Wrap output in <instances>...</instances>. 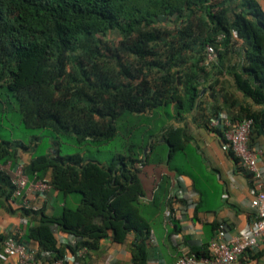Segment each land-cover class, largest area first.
Segmentation results:
<instances>
[{"label":"trees","instance_id":"obj_1","mask_svg":"<svg viewBox=\"0 0 264 264\" xmlns=\"http://www.w3.org/2000/svg\"><path fill=\"white\" fill-rule=\"evenodd\" d=\"M259 1L0 0V87L15 102L24 131H46L52 143L40 151L42 136L31 137L36 149L23 171L38 180L50 171V187L74 201L65 202L56 215L43 208L14 209L9 174L0 172V208L18 211L33 223L20 241L36 242L53 259L69 253L79 260L78 250L95 252L102 240L123 243L132 233V262L146 264L154 221L171 202L170 181L163 176L145 203L141 170L153 150L161 154L159 160L164 154L171 158L188 141L186 130L170 122L199 107L203 92L218 89L224 106L205 117V128L209 117L224 112L235 123L251 120L254 134L264 133V110L243 105L223 87L228 78L243 100L264 108V11ZM168 17L181 19L177 29L160 26ZM112 32L119 36L114 48L103 41ZM207 47L214 61H207ZM103 50L112 55L113 66ZM132 126L143 127L142 144H128L126 153L106 163L81 152L60 154L63 143L100 148L119 134L127 138ZM209 130L224 143L219 129ZM154 135L159 137L153 141ZM27 148L18 141L0 142L11 162L17 161V149ZM227 154L238 162L230 150ZM170 223L177 232L176 220ZM52 226L73 236L74 243L58 247ZM5 238L0 234V254Z\"/></svg>","mask_w":264,"mask_h":264},{"label":"crops","instance_id":"obj_2","mask_svg":"<svg viewBox=\"0 0 264 264\" xmlns=\"http://www.w3.org/2000/svg\"><path fill=\"white\" fill-rule=\"evenodd\" d=\"M259 3L264 11V0H260ZM229 92L243 105L251 106L256 111L264 110L262 106L243 100L232 86ZM222 94L218 89L214 92L209 90L203 92L201 100L207 112H213L217 107L223 108ZM200 110L199 106L191 114L185 115L181 121L170 122V125L186 130L188 141L185 148L174 153L171 158L164 154L166 158L164 163L153 165L150 162L142 171L141 180L146 190V197L143 198L145 203L151 199L163 176L168 177L170 181L168 199L172 195H177L176 190L181 191L177 195V201L173 202L170 199V205L166 206L154 221L147 247L146 264H171L185 252L196 253L197 256L207 253L208 243L218 223L226 224L228 236L246 233L253 226L255 211L251 208L250 202L254 194L264 192V133L253 132L250 137L249 144L259 152L258 167L263 172L262 179L253 180L250 173L228 156L221 138L205 128V117ZM1 141L8 140L0 138ZM10 141H18L28 146L25 151L21 149L16 151L17 161L24 165L28 164L36 149L37 140L32 139L31 142L29 140L28 143L19 139ZM155 153L156 150L151 152V158H157ZM5 159L7 154L0 151V163ZM50 175L51 172L48 171L44 180L49 181ZM25 195L39 208H43L47 215L58 214L65 202L74 204L73 198L68 197L66 200L60 198L52 187L42 195H35L32 191H25ZM186 199H191L194 204L187 205ZM16 201L17 205L20 200ZM16 205L12 207L16 209ZM171 218L176 220L178 227V231L174 233ZM30 225H33L31 220L21 217L18 211L9 214L4 208H0V234H14L21 238ZM51 231L58 247L75 241L73 236L60 232L56 226H52ZM133 239L132 233L127 235L123 243H115L109 237L100 242L97 251L87 253L84 258L76 260L68 253L64 260L66 264H134L130 251ZM26 244L29 248L39 251L36 242L30 240ZM0 264H16V260L1 253ZM241 264H264V241L259 243L255 250L247 251Z\"/></svg>","mask_w":264,"mask_h":264},{"label":"built area","instance_id":"obj_3","mask_svg":"<svg viewBox=\"0 0 264 264\" xmlns=\"http://www.w3.org/2000/svg\"><path fill=\"white\" fill-rule=\"evenodd\" d=\"M214 59L213 49L207 47V61H214ZM206 124L209 129L221 131L226 149L232 152L233 157L243 169L252 175L253 180L262 179L263 172L258 167L259 152L249 144L253 133L251 120L245 119L235 123L227 113L222 112L209 117ZM23 166L24 164L21 162L8 161L5 164H0V172L9 174L13 187L12 198L15 201L20 200L17 205L13 203V206L36 211L40 209L39 206L29 200L25 191L42 195L49 190L50 185L46 180L29 179L23 171ZM136 167L142 169V164L137 163ZM176 191L177 195L181 193L180 189ZM177 195H172L170 199L176 202ZM186 203L187 205L194 204L191 199H186ZM250 206L255 211V220L249 231L240 235L228 236L226 224L218 223L216 231L208 243L207 253L197 256L191 252H185L171 264H241L244 254L247 251L255 250L259 243L264 241V192L254 194ZM2 253L14 258L16 264H66L64 259H53L49 253L29 248L14 234L6 235ZM86 254V249L77 251L79 259L84 258Z\"/></svg>","mask_w":264,"mask_h":264},{"label":"rangeland","instance_id":"obj_4","mask_svg":"<svg viewBox=\"0 0 264 264\" xmlns=\"http://www.w3.org/2000/svg\"><path fill=\"white\" fill-rule=\"evenodd\" d=\"M161 27H163L166 30H175L179 27L181 24V19L176 17H168L163 18L160 23ZM103 41L107 44L106 46L116 47L117 43L119 41V36L115 32L110 33L105 38H103ZM105 55V61L110 66H113L114 59L112 58V55L109 52H106L105 50L102 51ZM223 87L229 91V88L231 87V82L228 80V78L225 79V83ZM237 93V92H236ZM199 106L201 107V113L204 117H208L213 112H207V108L203 107V102L200 100ZM223 111V110H219ZM134 127V128H133ZM143 127L140 126H132V132L129 133V137L125 138V133L119 134L113 141L106 144L105 146H102L100 148H93V147H85L82 149H79L75 146L66 145V143H63L60 145V154L62 156L67 154H75V153H82L87 158H92L94 160H97L102 163H106L110 160V158L113 155L120 154V153H126V148L128 147V144L137 142L138 145H141L143 140L146 138V136H143L142 132ZM36 136L40 137L41 139V145H40V151L46 148L47 146H51V141L46 136V131H37V130H31L28 132H25L22 124H21V116L18 112V108L13 101V99L8 95L5 88L0 87V138L3 140H23L25 143H28V141L31 139V137ZM153 138V141L158 139L156 138V135ZM144 137V138H143ZM158 147H155L157 149ZM49 149V148H48ZM46 150L48 153L49 150ZM139 149V148H138ZM136 149V150H138ZM145 151H152L151 148L145 147ZM157 151V150H156ZM156 154V153H155ZM159 155H161L159 153ZM156 154V156H159ZM165 161V157L162 158V160L159 158H151L150 162H152L153 165H158L159 162ZM149 162V163H150ZM144 169V168H143ZM143 169L141 171H143Z\"/></svg>","mask_w":264,"mask_h":264}]
</instances>
